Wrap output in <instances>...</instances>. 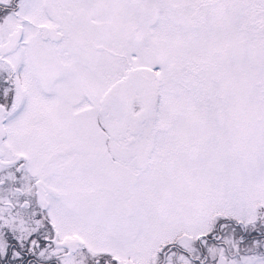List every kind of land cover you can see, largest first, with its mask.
<instances>
[{
	"label": "snow or ice",
	"instance_id": "6c2138e0",
	"mask_svg": "<svg viewBox=\"0 0 264 264\" xmlns=\"http://www.w3.org/2000/svg\"><path fill=\"white\" fill-rule=\"evenodd\" d=\"M0 264H264V0H0Z\"/></svg>",
	"mask_w": 264,
	"mask_h": 264
}]
</instances>
